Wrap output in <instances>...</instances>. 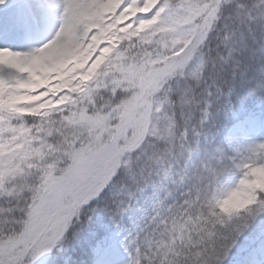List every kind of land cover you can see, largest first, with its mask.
I'll use <instances>...</instances> for the list:
<instances>
[{
    "label": "clouds",
    "instance_id": "9594fccd",
    "mask_svg": "<svg viewBox=\"0 0 264 264\" xmlns=\"http://www.w3.org/2000/svg\"><path fill=\"white\" fill-rule=\"evenodd\" d=\"M233 9L264 16V9L257 11L254 2L245 6L233 0ZM196 12L200 14L192 19ZM157 16L156 24L138 31L140 20ZM222 19L221 13V19L213 22L210 6L200 0H161L148 14L119 24L117 30L109 32V37L119 39L105 64L88 82L86 95L62 90L51 97L56 106L48 110L46 117H31L23 122L27 125L25 132L0 130V264H38L45 255L56 251V246L40 250L38 242L44 232L38 230L37 214L45 206V194L53 181L72 167L76 154L95 146L101 139H108V131L96 128L91 121L97 116L111 117L107 124L115 129L119 126L121 105L144 95L142 78L164 72L172 63L188 60L186 68L176 76L188 83L190 98L178 96L161 104L170 90L168 81L149 93L139 112L143 114L146 108L150 109L152 125L134 150L146 153L147 146L158 139L164 147L157 163H166L170 168L179 165L184 150L190 151L194 141V126L204 107L203 90L210 86L216 73L227 71L221 62V44L212 47ZM115 22L113 17L106 23ZM69 26H75V22L65 6H61L54 14V27L47 40L56 39L61 29ZM125 27L128 31H119ZM196 29L200 31L193 36ZM77 32L79 39L73 46L80 51H85L92 37L98 34L95 29L87 32L84 26H79ZM107 46L101 44L99 48ZM92 55L94 60L100 55L99 50ZM201 65L203 73L194 77L193 70ZM65 95L70 99L60 104ZM153 128L160 130L156 136L152 134ZM133 154L127 153L122 162L131 161ZM151 160L149 156L145 164ZM256 180L241 172L231 160L224 161L222 170L215 176L198 173L197 183L189 189V192L195 189V203L182 234L166 246L140 242L132 264H227L237 239L257 219L264 218V185H257Z\"/></svg>",
    "mask_w": 264,
    "mask_h": 264
},
{
    "label": "rangeland",
    "instance_id": "374dc122",
    "mask_svg": "<svg viewBox=\"0 0 264 264\" xmlns=\"http://www.w3.org/2000/svg\"><path fill=\"white\" fill-rule=\"evenodd\" d=\"M43 1L46 2L48 14L43 20L42 28L36 32L33 29L29 12L20 0H0V41L3 44V47H0V101L6 102L10 114L13 115L20 113L19 115L31 116L36 113H48V110L56 106L51 97L62 90L86 95L89 92L88 82L105 64L119 39V37H109V32L117 30L116 26L119 24L133 21L142 14H148L154 5L161 2V0H143V2L142 0ZM188 2H195V0H188ZM200 2L210 6L212 20L215 22L218 20V6L220 3L223 5L226 0H200ZM61 6H65V11L75 22V26L61 29L56 39L47 40L54 27V14ZM100 6H104V10ZM118 10L119 14L117 15ZM199 14V12L194 13L192 19ZM113 17H116L115 24H107L106 22L112 20ZM158 21L159 16L152 20H140L138 31L148 29ZM227 21H229L227 16H223L222 22L219 24V31L213 39L214 42H218L225 34L230 24L223 25V22ZM79 26H84L87 32L98 30V34L92 37L91 43L85 51H80L79 47L73 46V42L79 39L77 32ZM132 26L137 27L135 24ZM119 31L126 32L128 29L125 27ZM199 31L196 29L192 35L195 36ZM101 44L109 46L101 49L99 48ZM53 47L55 50L52 52L50 49ZM98 50L100 55L93 60L92 54ZM27 54L31 55V59L26 57ZM164 62L168 63L167 60ZM187 63L188 61L185 60L183 63L175 64L168 72H157L142 78L141 87L146 90L151 78L152 80L153 78L158 79L163 74L170 78L175 76L173 87L177 97L190 98L191 89L188 83L176 76L177 72H183ZM203 71L204 66L201 65L194 69L192 74L196 77ZM214 88L217 89L211 81L210 86L205 88L201 97L204 107L198 121L202 125L207 124L212 117L210 109L214 106V102H212L215 99ZM38 89L46 90L37 91ZM170 93L169 90L164 99L160 101L161 104L169 102ZM148 95L144 94V98L137 108L138 111ZM139 97L132 101H125L121 105L117 117L119 126L111 132L113 137L108 134L107 140L101 139L95 146L79 154L78 159L81 158V165L77 167L76 172L72 177H69L68 181L67 173L53 181L51 190L54 193L46 197L45 206L38 212L36 218L38 230L42 229L44 232L38 242L41 251H45L55 244L62 249L65 248L61 238L67 232L65 231L67 225L71 223L73 216L81 208L80 206L93 194L102 190L109 176L114 173L116 167L113 169L111 162L117 159H114V156L118 157L121 142H135L137 132L135 114L126 123L125 116L133 109V105ZM69 99L70 97L65 95L59 100V103L64 104ZM147 111L150 112V109L147 108ZM95 119H99V116L91 121L96 128L107 130V122L97 124ZM151 125L150 117L147 135ZM0 126H3L1 118ZM261 128L262 126L253 120L239 124L230 133L231 139H235L237 135L245 136L244 138L247 139L244 142L247 156L243 158L242 166L243 169L248 168L245 171L247 175L257 178V185H264V130ZM159 131L158 128H153V136H156ZM120 132L124 140L119 136ZM116 140L119 141V144L112 146ZM143 141L144 139L141 137L137 140V144L140 145ZM154 141L163 145V142L158 139H154ZM160 145H158L159 148L152 147L155 155L147 164L145 161L142 162L143 160L138 161L142 162L138 172H135V146H129L127 153L134 154L131 161L125 160L122 163L123 177L121 181L119 179L114 190V195L120 197L118 204L123 211L121 214L118 213L115 219H112L115 225L110 240L111 244L103 253L99 254L95 264H132V259L138 255V252L134 251L135 253H133L130 250L136 242L137 235L142 231L144 222L151 214L152 209L159 208L161 204L171 198L170 196L176 189H179L186 177L187 168L197 157V149L184 150L179 165L170 168L166 163H157L161 156ZM149 153H153V151L150 150ZM112 159L114 160L110 162ZM182 163H185V169L180 166ZM165 189L168 192L167 196L163 197L161 192ZM263 225L264 218L257 219L247 231L255 230ZM115 226L118 228L116 229ZM259 234L257 232L249 237H259ZM238 264H264V239L259 242L256 250H251L242 260H238Z\"/></svg>",
    "mask_w": 264,
    "mask_h": 264
},
{
    "label": "trees",
    "instance_id": "16d2710c",
    "mask_svg": "<svg viewBox=\"0 0 264 264\" xmlns=\"http://www.w3.org/2000/svg\"><path fill=\"white\" fill-rule=\"evenodd\" d=\"M261 0H251L250 2H254L257 8L264 9V4H261ZM229 1H226L223 5L220 3L218 6V15L217 19H221L222 16L229 19L227 22H223L228 25V30L221 37L218 42H212V47L215 49L217 43L221 44L220 53L222 56V64L226 67L227 71H221L216 73L213 76V79L221 89L225 90V92L231 97L235 98V102L238 105H243L248 102L250 98V87L251 80L256 78L258 75V68L260 65H264V54H257V47H255L254 36L258 35V32L262 31V27L258 28L263 20L260 21L261 15L253 14L250 11L240 10L239 12L234 11L233 7L229 9L227 7ZM243 5H248L245 0L239 1ZM229 9V10H228ZM249 13L251 15H249ZM252 17L250 19L249 17ZM257 50V51H256ZM215 51L213 55H215ZM169 68V67H168ZM165 72H168L166 70ZM165 76L163 74L160 78L151 80V83L145 93L147 95L151 93L153 88H157L160 86L161 82H163L162 78ZM171 84V83H170ZM144 93V94H145ZM175 94V93H174ZM175 96V95H173ZM144 98V95L137 99L135 105H133V109L125 116V123L128 122L135 114V118H137L135 122V126H138V131L141 129V125L147 122L148 114L145 115V111L143 114H137V108ZM135 106V108H134ZM119 111V110H118ZM20 113L10 114L9 108L6 105V102L0 101V116L3 117L5 126L0 127V130L6 129L9 132H20L23 133L26 131L27 125L23 123L27 118L31 117H41L44 118L48 115V113H36L35 115L26 116L19 115ZM146 117V118H145ZM111 117H103L99 116V119H95L97 124L102 122H107ZM146 119V120H144ZM143 120V121H142ZM17 121H21L20 124H17ZM108 134L110 137H113L112 131L116 130L112 129L106 124ZM144 126V125H143ZM214 129L212 130V134H215V142L211 147H207L200 159L195 164L192 172L190 174L189 182L187 183L186 193H181L180 198L170 203V209L166 213L165 221L161 224L160 228L156 231L155 237H145L142 239V242L147 245H157V246H166L170 240L176 239L180 236L187 226L189 222V217L191 215L192 207L195 203V189L189 192V189L192 188V185L197 183V174L203 172L205 175L211 177L217 175L223 168V162L231 160L233 161L237 167L240 169V166L235 161V157L233 156V150L230 148L228 143L225 141L223 137V129H225L224 121L218 125L212 124ZM143 128V127H142ZM119 136L123 140V135L120 132ZM136 140V139H135ZM119 144V141H114L112 146H116ZM121 142V146H122ZM153 145L158 144L155 141H152ZM150 145V144H149ZM148 145V146H149ZM111 161V160H110ZM76 168V164L72 166L69 170L70 174L74 172ZM241 170V169H240ZM199 186V185H198ZM72 189V187H71ZM220 190V187L217 188V191ZM99 203V202H98ZM97 203V204H98ZM95 204V203H94ZM108 206L107 204L103 207V212L107 213ZM85 210V209H84ZM244 236V235H243ZM241 236V237H243ZM101 237H96L99 239ZM240 239H237L236 243L239 242ZM100 241L99 243H101ZM81 245V244H80ZM79 248V247H78ZM80 255H78L79 258ZM93 258V253L89 250L87 251V255H84V258L79 259V264H86L91 261ZM56 264H62V260L60 259V255H56ZM74 264V263H73ZM227 264H230V260L227 261Z\"/></svg>",
    "mask_w": 264,
    "mask_h": 264
},
{
    "label": "bare ground",
    "instance_id": "6f19581e",
    "mask_svg": "<svg viewBox=\"0 0 264 264\" xmlns=\"http://www.w3.org/2000/svg\"><path fill=\"white\" fill-rule=\"evenodd\" d=\"M55 50V47H53V48H51L50 49V51H54ZM52 189V185H51V187L49 188V190L47 191V195H46V197L49 195V194H53L54 192L51 190ZM46 200V199H45Z\"/></svg>",
    "mask_w": 264,
    "mask_h": 264
}]
</instances>
